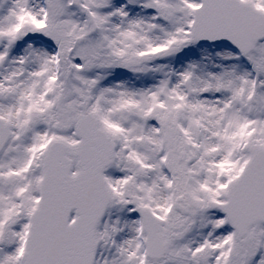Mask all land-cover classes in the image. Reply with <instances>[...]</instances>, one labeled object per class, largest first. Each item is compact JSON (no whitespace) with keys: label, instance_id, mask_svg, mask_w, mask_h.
Returning a JSON list of instances; mask_svg holds the SVG:
<instances>
[{"label":"rangeland","instance_id":"374dc122","mask_svg":"<svg viewBox=\"0 0 264 264\" xmlns=\"http://www.w3.org/2000/svg\"><path fill=\"white\" fill-rule=\"evenodd\" d=\"M241 1L264 10V0ZM198 6L0 0V120L10 128L0 264H23L47 142H76L77 118L90 112L118 147L104 174L112 204L95 229L96 264H264V224L239 239L213 208L251 150L264 149V40L246 56L196 43ZM136 207L159 219L160 260L145 257Z\"/></svg>","mask_w":264,"mask_h":264},{"label":"water","instance_id":"95a60500","mask_svg":"<svg viewBox=\"0 0 264 264\" xmlns=\"http://www.w3.org/2000/svg\"><path fill=\"white\" fill-rule=\"evenodd\" d=\"M191 35L198 43H229L246 55L264 38V13L240 0H200V6L193 9ZM75 130V144L50 141L42 154L39 201L30 215L24 264L94 263V229L112 202L103 178L111 165L112 148L93 113L79 116ZM9 137V126L0 121V152ZM176 208L187 214V207ZM215 209L239 238L252 225L264 223V149H252L241 174L229 186L226 203ZM137 212L146 233V254L160 259L164 244L158 219L144 208Z\"/></svg>","mask_w":264,"mask_h":264},{"label":"bare ground","instance_id":"6f19581e","mask_svg":"<svg viewBox=\"0 0 264 264\" xmlns=\"http://www.w3.org/2000/svg\"><path fill=\"white\" fill-rule=\"evenodd\" d=\"M209 81V77L208 78H205V79H203V81H202V84H204L205 82H208ZM57 136V135H56ZM55 139H57V138H55Z\"/></svg>","mask_w":264,"mask_h":264},{"label":"trees","instance_id":"16d2710c","mask_svg":"<svg viewBox=\"0 0 264 264\" xmlns=\"http://www.w3.org/2000/svg\"><path fill=\"white\" fill-rule=\"evenodd\" d=\"M66 77H67V75H66ZM46 121V120H45Z\"/></svg>","mask_w":264,"mask_h":264}]
</instances>
